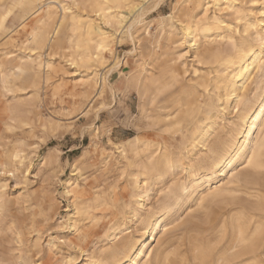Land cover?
Wrapping results in <instances>:
<instances>
[{"label": "rangeland", "instance_id": "obj_1", "mask_svg": "<svg viewBox=\"0 0 264 264\" xmlns=\"http://www.w3.org/2000/svg\"><path fill=\"white\" fill-rule=\"evenodd\" d=\"M61 1L71 7L70 12L83 14L84 17H78L79 25L94 19L95 26L112 34L109 47L112 53L107 51L101 62L81 60L78 54L84 46L76 43L83 37L77 36L75 33L79 31H73L75 26L68 23L52 33L54 51L35 48L28 41L35 15L24 21L11 15L0 30V61L12 75L9 89L0 86V264H85L89 255L102 256L117 243L108 237L113 225L125 219L130 227L124 234H139L140 225L129 222L128 213L135 191L133 168L122 157L120 147L127 146L135 136L156 142L166 140L174 149L181 140L179 134L174 136L164 131L162 125H153L144 116L138 92L126 88V80L149 61L153 50L158 54L164 51L161 42L158 45L151 42L158 34L160 20H168L182 0H166L158 10L145 11L135 22L138 13L135 6L143 1H125L121 8L109 10L113 14L123 11L124 19L119 25L90 13V7L81 4V0L75 4L73 0ZM129 1L133 3L128 4ZM57 5L61 9V4ZM243 7L256 12L260 3ZM85 12L90 13L91 19L86 18ZM130 24L128 34L126 29ZM178 38L179 35L174 36L168 42L167 52L187 50V45L180 46ZM67 53L72 55L65 56ZM37 55L41 61L52 63L51 68L42 65L39 80L35 69L22 73L13 67L19 60H30ZM192 58L193 52H188L186 72L177 86L179 91L187 92L191 84L207 79L208 65H199ZM115 62L119 64L116 67ZM190 62L197 64L198 71L194 72ZM93 70L98 84L108 72L112 91L108 86L100 94L95 88L91 91L88 81ZM171 105L170 97L154 103L146 100V114L165 118L172 111ZM203 116L202 108L196 110L194 120ZM13 154H18L15 162ZM128 155L132 158L131 152ZM68 180L73 186L78 185L77 199L73 192H66L71 189L65 187ZM160 188L161 184L153 187L148 206H154L160 199ZM241 197L244 200L231 213L245 219L250 212L243 207H249L251 202L245 193ZM76 201L79 203L75 204ZM219 205L201 206L193 201L179 210L166 221L171 228L153 249V257L175 250H187L190 256L189 235L200 230L190 231V226L182 222H202L207 215L220 210ZM174 218H179L176 224L172 223ZM75 221H78L76 229ZM261 223L251 224L250 228ZM213 232L197 237L195 244L203 254L223 252L233 235L231 228L223 223ZM147 261V256H143L137 264H148Z\"/></svg>", "mask_w": 264, "mask_h": 264}, {"label": "bare ground", "instance_id": "obj_2", "mask_svg": "<svg viewBox=\"0 0 264 264\" xmlns=\"http://www.w3.org/2000/svg\"><path fill=\"white\" fill-rule=\"evenodd\" d=\"M76 1L79 0H73V4ZM125 1L128 0H81V4L89 6L90 13L107 23L119 25L124 19L123 11L113 14L109 10L121 8ZM141 1L143 4L135 6L138 13L134 22L145 11L158 10L166 0ZM110 2L115 5L110 6ZM250 3H260L259 9L246 11L243 6ZM70 9L61 0H0V30L11 15L22 21L35 15L28 41L35 48L47 47L52 52L55 46L52 33L68 23L75 26L73 31H79L75 33L77 36L83 37L76 43L84 46L78 54L81 60L101 62L107 51L112 53L109 48L112 34L95 26L94 19L79 25L78 17H84L83 14L77 15ZM90 13H84L86 18H90ZM168 20H160L158 34L151 42L157 45L161 42L164 51L158 54L153 50L149 61L127 78L126 88L137 90L144 116L153 125H162L164 131L174 136L179 134L180 144L174 149L166 140L156 142L135 136L127 146L120 147L122 157L133 168L135 191L128 213L129 222L140 225L139 234H124L130 224L122 220L111 227L108 236L117 243L102 256L89 255L85 264H137L143 256H147L148 264H264V151L260 145L264 139V0H182ZM131 25L126 29L128 34ZM178 35L180 46L187 45V50L167 52L168 42ZM191 51L194 62L207 64L209 72L207 79L195 81L189 91L182 92L177 86L186 72V58ZM176 53L179 54L175 56ZM42 65L52 67L50 61L43 62L37 55L30 60H19L13 67L22 73L33 68L39 80ZM196 65L191 63L194 72L198 71ZM9 76L12 75L0 61V86L4 89H9ZM89 76L91 91L95 88L100 94L106 86L110 87L108 72L100 84L94 79V70ZM45 78L48 79L47 74ZM162 97L172 99V111L165 118L146 114V100L154 103ZM201 108L204 116L195 121V112ZM17 156L12 155L14 162ZM158 184H161V197L154 206H148L153 187ZM77 186L66 181L65 187H71L66 192H73L76 199ZM241 193L251 202L249 207H243L250 212L248 215L244 212L245 219L231 213L244 200ZM193 201L201 206L220 204V210L207 215L202 222H182L190 226V231L200 230L189 235L191 255L187 250H175L153 257V249L171 228L166 221ZM178 219L174 218L172 223L176 224ZM258 221L262 223L250 228ZM220 223L229 226L233 233L228 247L218 254H203L195 244L197 237L212 233ZM77 224L78 221L73 224L75 229ZM123 234L126 236L122 238ZM152 243H155L153 247Z\"/></svg>", "mask_w": 264, "mask_h": 264}, {"label": "snow or ice", "instance_id": "obj_3", "mask_svg": "<svg viewBox=\"0 0 264 264\" xmlns=\"http://www.w3.org/2000/svg\"><path fill=\"white\" fill-rule=\"evenodd\" d=\"M262 136H264V133H262ZM261 150L264 151V139L260 141Z\"/></svg>", "mask_w": 264, "mask_h": 264}]
</instances>
